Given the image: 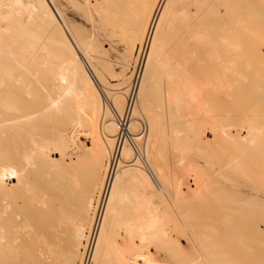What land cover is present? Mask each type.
Returning a JSON list of instances; mask_svg holds the SVG:
<instances>
[{
	"label": "bare ground",
	"instance_id": "bare-ground-1",
	"mask_svg": "<svg viewBox=\"0 0 264 264\" xmlns=\"http://www.w3.org/2000/svg\"><path fill=\"white\" fill-rule=\"evenodd\" d=\"M50 1L0 0V264H264V0ZM116 46L144 58L146 129L103 96ZM158 81L188 144L159 135Z\"/></svg>",
	"mask_w": 264,
	"mask_h": 264
},
{
	"label": "rangeland",
	"instance_id": "rangeland-1",
	"mask_svg": "<svg viewBox=\"0 0 264 264\" xmlns=\"http://www.w3.org/2000/svg\"><path fill=\"white\" fill-rule=\"evenodd\" d=\"M47 1L49 2V6H51V9L57 15V12H56L55 7L53 6V3L50 0H47ZM66 16L68 17L67 13L66 14L64 13L63 14L64 21H69V20L72 21V18L70 19V17H72V16H70L68 18H66ZM75 19L78 20L77 22L81 25V27L84 30L89 32V24L88 23H87L88 26H85L86 23L84 21H82L80 18H78V17L76 18L75 17ZM75 19H74V22L76 21ZM79 24H77V25H79ZM63 25L64 24H62V26ZM64 28L65 27H63V29ZM64 31H66V34H67V29L66 28L64 29ZM99 40H101V44H102V46L105 49L108 48L107 45H106L108 43H106V41H105V39H103V37L99 38ZM114 49L115 50L116 49L117 50L120 49V50H118V52L117 51L115 52V50L114 51L112 50L105 57V59L107 58L106 61L108 62V63L106 62L107 67H109V68H107L108 69V71H107L108 73H105L104 71L102 73L101 69L98 70L99 81L101 82V84L105 88L104 89L105 90V95L103 94V96H107L106 98H108L109 100H110V98H113V99L117 98L118 99L120 97H125L126 101L128 102V97L130 98V94H131V97H133V100H132V103H131V106H130V109H129L130 118H129L128 124L130 125V123H132L131 125H133V120H131V119L136 117L141 122L142 127L146 129V124H145L146 123V119L143 116H141L140 112L138 111V107H140V103H141L140 102L141 101V97H139V96L135 97L136 92L138 90L137 85H135L136 84L135 83V76L138 75V77H139L140 72H142L141 71L142 70V64H143L142 61H143L144 58L143 57H141L142 59L140 58V54L138 53V47H136L132 52L122 51L121 47L119 48V46L117 48H114ZM113 53L115 54V57L113 56ZM140 61L142 63H140ZM109 62H110V64H109ZM139 63H140V66H139ZM156 86H157L158 89H149L148 90V93L146 95L145 100L147 99L146 100L147 103L150 104L151 106H153L156 110H158L160 112V114H161V111L163 110V116L164 115L165 116L160 118V119H162L161 123L163 125L161 126V128L159 130L160 131L159 135H161V138L164 140L163 143L169 144L170 142L173 141V139H175V138L177 139V137L181 139L180 141H183L182 139H185L184 140L185 142L183 141L182 143H187L186 142L187 141L186 138H184V134L186 136L187 133L182 131V130H184V127L182 125H179V123H178V122L181 121L180 123L183 124L184 123L183 119L179 121V119H177V118H175V117H173L171 115L169 116V114L167 112V110H169V108H170L169 107V98L172 99V97L170 96V91H169L170 88L168 90L166 89L167 92H168V96L165 95L166 98H164L165 99L164 103L161 102L163 104H160L159 100L157 101L158 103H155L156 102L155 99L158 97V96L155 97V95H159V93H160L161 96H162L165 89H163L162 86H160L159 81H158V84H156ZM154 87H155V85H154ZM100 88H101V90H103L102 86H100ZM161 91H163V93ZM167 92H165V93H167ZM127 102L125 104H127ZM254 103H255L254 100H252L251 98L248 99V97L246 95L245 103L243 105L239 106L236 110H238V112L241 113L242 115H246V114L250 115V114H252V112H251L252 108H253V112H254V109H255ZM101 108H102V104H100V109H99V111H100L99 114H100V117L102 119L101 123L107 121L108 119H111V118L113 119L112 115L109 114L110 113L109 111H111V105L106 100L104 102V108L106 109L104 114H102L103 112H102ZM123 111L124 110H122L120 112V115L123 113ZM165 111L167 112V114H164ZM252 115H254V113ZM171 117L173 119H171ZM174 121H176V123ZM173 123H175V125H174L175 126L174 127L175 130H177L179 128L177 132H175V130L172 129L173 128ZM178 125L181 126V127H177ZM181 128H183V129H181ZM138 129H140V126H138ZM172 130H174V133H173ZM179 130H181L182 132L179 131ZM117 132H118V130H117ZM144 132H145V130H144ZM171 133H172L173 137H172ZM111 134L114 135V132H112ZM175 134H176V137H174ZM116 135H117V133H116ZM116 135H115V140L112 139V140L109 141L110 151H112V148L116 144V142H115L116 141V137H117ZM187 135L189 136V134H187ZM170 137H172V138L170 139ZM166 146H167L166 150L170 151L171 150V145H166ZM52 157H54L55 159L56 158L58 159L59 156L57 154H54ZM142 157H143V155L140 156V158L138 160L139 163L137 162L140 165H141ZM128 189L132 190V187H128ZM163 193H151L150 196H149L150 197L149 198L150 199L149 204H150L151 207H155L157 209V211L161 214L162 218H165L166 220H169V218H171L170 217L171 214H172L171 216H176L178 214V212H176V208H175V205H176L175 196H174L172 190H170L169 188H167L165 190V192H163ZM257 193H258L259 198H261L264 201V191L263 190H259ZM162 204H164V205H162ZM38 206H40V205H38ZM165 214H166V216H165ZM168 229L169 230H167V231H168V233L171 236L175 235L177 233L175 227H171V228H168Z\"/></svg>",
	"mask_w": 264,
	"mask_h": 264
},
{
	"label": "built area",
	"instance_id": "built-area-1",
	"mask_svg": "<svg viewBox=\"0 0 264 264\" xmlns=\"http://www.w3.org/2000/svg\"><path fill=\"white\" fill-rule=\"evenodd\" d=\"M131 100H132V97H131V95H130V98H129V104H130V102H131ZM127 111H126V113H125V117H121V121L119 122V127H124V125H125V121H127L128 120V118H127ZM122 134V133H121ZM121 136V135H120Z\"/></svg>",
	"mask_w": 264,
	"mask_h": 264
}]
</instances>
